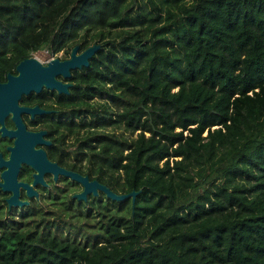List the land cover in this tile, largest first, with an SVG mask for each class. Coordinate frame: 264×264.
<instances>
[{
	"label": "trees",
	"instance_id": "1",
	"mask_svg": "<svg viewBox=\"0 0 264 264\" xmlns=\"http://www.w3.org/2000/svg\"><path fill=\"white\" fill-rule=\"evenodd\" d=\"M93 44L54 124L69 168L138 194L0 192V264H264V0H0V82Z\"/></svg>",
	"mask_w": 264,
	"mask_h": 264
},
{
	"label": "water",
	"instance_id": "2",
	"mask_svg": "<svg viewBox=\"0 0 264 264\" xmlns=\"http://www.w3.org/2000/svg\"><path fill=\"white\" fill-rule=\"evenodd\" d=\"M99 48L100 45L93 44L78 52L79 46L75 45L70 51L69 58L60 60L58 57H52L46 64H43L35 56L27 57L16 65V74L8 73L6 81L0 82V131L2 136L14 138L13 146L9 147V158L3 160L0 155V167L5 168L0 174V188L4 192L11 193L6 199L9 208L27 204L26 201L18 199L20 187L26 190L28 196L36 195L31 185L17 181V173L21 163L27 164L35 170L33 184L37 182L44 183L42 175L45 171L52 172L55 178L57 174L62 173L79 183L82 186V190L72 195V198L77 200H86L88 195L96 196L99 192L104 193L106 197L115 201H121L126 198L134 200L138 194V191L135 190L122 194L115 193L98 180L90 179L88 175L61 169L56 164L48 162L42 150L34 149L36 143L48 144L47 141L41 138L44 131H26L20 118L22 112H27L32 116L48 112L37 106L20 107L18 102L23 95H28L31 92L38 93L43 87L56 90L58 93H69L68 87L70 85L61 83L56 79V76L70 77L71 70L88 67L89 59ZM9 112L13 114L12 119L16 123L15 130H8L4 125L3 118Z\"/></svg>",
	"mask_w": 264,
	"mask_h": 264
},
{
	"label": "flooded vegetation",
	"instance_id": "3",
	"mask_svg": "<svg viewBox=\"0 0 264 264\" xmlns=\"http://www.w3.org/2000/svg\"><path fill=\"white\" fill-rule=\"evenodd\" d=\"M78 52L81 51L78 49ZM69 55L70 52L68 56L65 57H63L62 53L61 56H55V54H52V57H58L60 60H63L69 58ZM47 61L43 62V64H46ZM72 71L74 70L70 71L71 73L70 77L65 78L61 75L56 76V79L61 83L70 85L68 87L69 92L71 87L73 86V82L71 80ZM13 74H16V71ZM67 94L68 93H58L56 90L47 89L43 87L41 91L38 93L31 92L28 95H23L18 102L20 107L37 106L40 109L48 112L42 114H34L33 116L27 112H22L20 114V118L26 131L29 132L44 131V134L41 135V138L44 141H47L48 144L36 143L34 145V149L42 150L48 162L56 164V166L60 167L61 169L80 173L68 167V146H67L68 140H62V138L60 137L61 136L60 129L56 127V123L54 124V122L58 120V112L60 110L56 104V100L58 96L67 95ZM12 116L13 114L9 112L3 118L4 125L8 130L16 129V123L12 119ZM0 127H1V123H0ZM13 141L14 138L8 136H2L0 131V155L3 160H7L9 158L10 155L9 147L13 146ZM4 169H5L4 167H0V174ZM34 173L36 172L33 168H31L27 164L21 163L19 167V171L17 173V181L31 185L33 191L36 192V195L28 196L26 190L20 187L18 199L21 201H26L27 204L23 206H11L9 208L6 203L8 209H13V208L25 209V208L36 207L37 205L36 209L50 210L52 208L57 207L54 205V203L57 204V200H54L56 196H59V198L62 199L66 198L68 194V182L72 183V190L69 191L71 196L82 190V186L79 183L71 180L69 177L63 175L62 173H59L55 178L54 174L49 171H45L42 175V179L44 183L37 182L33 184ZM73 183H76V185H74ZM0 192L6 194L5 197V202H6L7 197L10 196L11 193L4 192L1 190V188H0Z\"/></svg>",
	"mask_w": 264,
	"mask_h": 264
},
{
	"label": "rangeland",
	"instance_id": "4",
	"mask_svg": "<svg viewBox=\"0 0 264 264\" xmlns=\"http://www.w3.org/2000/svg\"><path fill=\"white\" fill-rule=\"evenodd\" d=\"M33 56H35L37 59H39L41 62H46L47 60H49L50 59V57H52V54H50V52L48 51L47 52V50H42V51H40V52H38V53H35ZM55 56H61V53L59 52V53H57V55H55ZM16 210H19V209H17V208H15Z\"/></svg>",
	"mask_w": 264,
	"mask_h": 264
}]
</instances>
